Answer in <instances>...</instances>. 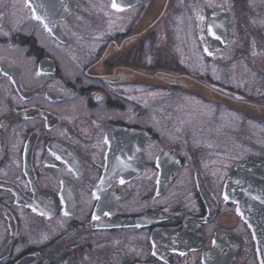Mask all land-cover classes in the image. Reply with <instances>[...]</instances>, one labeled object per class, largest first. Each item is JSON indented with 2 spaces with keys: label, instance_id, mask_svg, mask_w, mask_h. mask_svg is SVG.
<instances>
[{
  "label": "flooded vegetation",
  "instance_id": "flooded-vegetation-1",
  "mask_svg": "<svg viewBox=\"0 0 264 264\" xmlns=\"http://www.w3.org/2000/svg\"><path fill=\"white\" fill-rule=\"evenodd\" d=\"M111 2L0 0V264H264L262 134L205 158L154 109L264 125V0Z\"/></svg>",
  "mask_w": 264,
  "mask_h": 264
},
{
  "label": "rangeland",
  "instance_id": "rangeland-1",
  "mask_svg": "<svg viewBox=\"0 0 264 264\" xmlns=\"http://www.w3.org/2000/svg\"><path fill=\"white\" fill-rule=\"evenodd\" d=\"M166 87L167 89L163 92L157 90L154 94L156 101L163 99V102L154 108L157 114L163 115V129L169 134L177 135L178 139L182 134H191L194 140L188 141L195 142V147L199 144L203 145L206 149L205 158L210 156L208 151L214 144L209 137L213 131L224 133L223 129H231V132H258L262 134L264 143V125L250 119L243 121L244 113L238 108H223L218 104L214 105L202 93L189 89L170 88L169 84ZM246 138L247 140L243 139L245 143L241 147L250 150L252 140L255 141L256 138ZM181 141L186 143L187 139L181 138ZM235 144L236 141L231 140V145L239 150ZM232 154L234 156L235 152ZM217 155L223 157L221 153Z\"/></svg>",
  "mask_w": 264,
  "mask_h": 264
},
{
  "label": "snow or ice",
  "instance_id": "snow-or-ice-1",
  "mask_svg": "<svg viewBox=\"0 0 264 264\" xmlns=\"http://www.w3.org/2000/svg\"><path fill=\"white\" fill-rule=\"evenodd\" d=\"M24 2H25V4L27 5V3H28V0H24ZM111 8L112 9H114L115 11H117V12H122V11H124L125 9L121 6V4H119L118 2H117V0H112V2H111ZM36 19H40V17H35ZM45 28H47V25H45ZM218 38V37H217ZM205 51H207V49H205ZM106 143H107V141H105ZM121 183H124V181L123 180H121L120 181ZM94 196H95V194H93ZM98 198V197H97ZM225 199H227V197H225ZM65 215H67V213H65ZM105 215H107V213H105ZM93 219L95 220V219H98V217H96V216H93Z\"/></svg>",
  "mask_w": 264,
  "mask_h": 264
},
{
  "label": "water",
  "instance_id": "water-1",
  "mask_svg": "<svg viewBox=\"0 0 264 264\" xmlns=\"http://www.w3.org/2000/svg\"><path fill=\"white\" fill-rule=\"evenodd\" d=\"M249 163H250V160L249 159H246L243 163H242V165H249Z\"/></svg>",
  "mask_w": 264,
  "mask_h": 264
}]
</instances>
